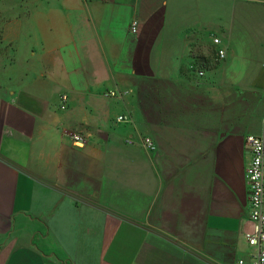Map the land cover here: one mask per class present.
Instances as JSON below:
<instances>
[{"label": "crops", "instance_id": "1", "mask_svg": "<svg viewBox=\"0 0 264 264\" xmlns=\"http://www.w3.org/2000/svg\"><path fill=\"white\" fill-rule=\"evenodd\" d=\"M263 131L264 0H0V264L252 263Z\"/></svg>", "mask_w": 264, "mask_h": 264}, {"label": "built area", "instance_id": "2", "mask_svg": "<svg viewBox=\"0 0 264 264\" xmlns=\"http://www.w3.org/2000/svg\"><path fill=\"white\" fill-rule=\"evenodd\" d=\"M139 22L133 21L131 24V33L136 35L139 32ZM215 44H219L220 40L215 39ZM219 57H225V51H219ZM128 91H110L106 94L109 98H118L128 95ZM62 109L67 108L68 97L62 96ZM119 123L130 122L126 115L118 117ZM72 139L74 145L83 148L88 143L87 137L79 133H73ZM129 145H133L135 141L129 139ZM142 144L150 151H155L156 146L152 139L144 138ZM247 149L250 154L251 160L246 168V180L249 191L250 201V218L254 223V230L246 235L247 241L251 247L257 249V254L254 261L250 264H264V131L260 135H250L247 137ZM238 264H246L241 259Z\"/></svg>", "mask_w": 264, "mask_h": 264}]
</instances>
